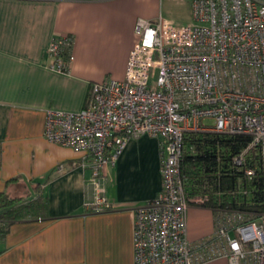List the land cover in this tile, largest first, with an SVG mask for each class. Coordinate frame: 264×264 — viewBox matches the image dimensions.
I'll return each instance as SVG.
<instances>
[{"label":"built area","instance_id":"2783aa9c","mask_svg":"<svg viewBox=\"0 0 264 264\" xmlns=\"http://www.w3.org/2000/svg\"><path fill=\"white\" fill-rule=\"evenodd\" d=\"M191 4L189 23L140 17L125 77L93 82L80 110L49 109L45 137L84 154L87 212L111 208L104 169L128 143L143 135L159 140L162 187L135 209V264H264V207L254 208L259 183L264 206V0ZM73 45L72 35L53 37L48 67L69 72ZM190 131L249 138L227 160L237 169L234 186L217 191L230 204L209 207L214 230L193 242L188 210L208 207L212 193L205 176L191 179L181 168Z\"/></svg>","mask_w":264,"mask_h":264},{"label":"crops","instance_id":"0c3cea01","mask_svg":"<svg viewBox=\"0 0 264 264\" xmlns=\"http://www.w3.org/2000/svg\"><path fill=\"white\" fill-rule=\"evenodd\" d=\"M157 2L0 0V192L40 196L45 205L42 213L10 225L0 239V264H135V209L162 187L159 140L132 139L104 169L111 208L87 212L91 169L81 164L84 154L49 141L44 131L49 109L80 110L93 82L125 77L137 20L155 19ZM59 35L74 38L66 73L48 67L49 43ZM214 227L209 207L189 208L190 241Z\"/></svg>","mask_w":264,"mask_h":264},{"label":"trees","instance_id":"16d2710c","mask_svg":"<svg viewBox=\"0 0 264 264\" xmlns=\"http://www.w3.org/2000/svg\"><path fill=\"white\" fill-rule=\"evenodd\" d=\"M248 140L247 136H229L212 131H190L185 135V152L181 168L191 179L205 176L208 180L212 193L208 207L217 206L219 203L230 204L228 197L218 196L217 191L234 186L237 169L227 160L238 153ZM190 147H193V150H190ZM220 157L226 161H220ZM256 194L258 203L254 208L262 210L264 206L261 203L263 200L261 183ZM232 197L229 198L233 199ZM44 207L40 196L31 199L29 196L13 197L5 191L0 192V239L7 234L13 222L24 219L28 215H38L45 210Z\"/></svg>","mask_w":264,"mask_h":264},{"label":"rangeland","instance_id":"374dc122","mask_svg":"<svg viewBox=\"0 0 264 264\" xmlns=\"http://www.w3.org/2000/svg\"><path fill=\"white\" fill-rule=\"evenodd\" d=\"M152 3V0H148ZM155 8V17L176 23H189L192 21L191 0H158Z\"/></svg>","mask_w":264,"mask_h":264}]
</instances>
